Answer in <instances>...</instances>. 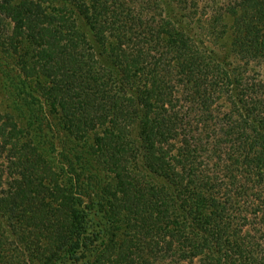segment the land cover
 Segmentation results:
<instances>
[{"label": "trees", "instance_id": "trees-1", "mask_svg": "<svg viewBox=\"0 0 264 264\" xmlns=\"http://www.w3.org/2000/svg\"><path fill=\"white\" fill-rule=\"evenodd\" d=\"M261 66L264 0H0V246L264 264Z\"/></svg>", "mask_w": 264, "mask_h": 264}, {"label": "rangeland", "instance_id": "rangeland-1", "mask_svg": "<svg viewBox=\"0 0 264 264\" xmlns=\"http://www.w3.org/2000/svg\"><path fill=\"white\" fill-rule=\"evenodd\" d=\"M261 67L262 68H260L259 70L262 74H264V66H261ZM55 107H56L55 108L56 111L53 110L52 108L51 109L55 113H57L58 116H60L59 115L60 109L57 107V104L55 105ZM47 110H46V112H48ZM49 112H50V110H49ZM52 115L50 114V117L52 119V122H54ZM53 127H55V124ZM55 131H56V129H55ZM64 131H67V130H64ZM80 135H82V134H80ZM85 140L87 141V143L90 146H92L93 151H95V141L92 140V137H90V136L86 137ZM85 140H83V141H85ZM83 141H81V143H83ZM38 159H40V158H38ZM41 164H43V163H41ZM41 164L39 166H37L38 170L40 169L39 167L41 166ZM108 173L109 172L104 171V174L106 175V177H107ZM38 175H39V177H42L40 175L39 171L37 173V176ZM54 176L57 178L58 183H60V178H59L60 175H58V173L54 172ZM110 177L112 178L113 175L111 174ZM52 178H54V177H52ZM50 191H51L50 192L51 193V199L48 197L46 199L50 203L49 204L50 207L48 209H44V211L42 212L43 213L42 216H49L51 214V211L53 208L59 207V206H61L62 203H64V195H65L64 192H61L60 189H54V188H51ZM45 202L42 203L43 206H45ZM33 206L37 211L39 210V208H37L35 205H33ZM41 219H42V221H40ZM41 219L38 221H40V223L42 224L43 218L41 217ZM42 226L45 227V229L49 228L48 227L49 225L46 227L44 225V223ZM117 227L118 228L116 229V234H118L119 236H123V235H121V233L125 231V223L121 222V224ZM48 240L50 242L49 244H47ZM54 249H55V247H54L53 240L51 242V232L50 231L49 232L43 231L41 237L39 238L38 243H32V240H31L30 243L27 242L26 244H23L17 239L16 240L9 239L6 244H4L3 246H0V264H46V262H47L46 258L51 255V250H54Z\"/></svg>", "mask_w": 264, "mask_h": 264}]
</instances>
